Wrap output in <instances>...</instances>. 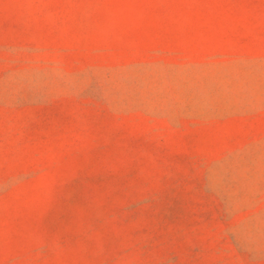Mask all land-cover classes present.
<instances>
[{
    "label": "rangeland",
    "instance_id": "rangeland-1",
    "mask_svg": "<svg viewBox=\"0 0 264 264\" xmlns=\"http://www.w3.org/2000/svg\"><path fill=\"white\" fill-rule=\"evenodd\" d=\"M0 264H264V0H0Z\"/></svg>",
    "mask_w": 264,
    "mask_h": 264
}]
</instances>
